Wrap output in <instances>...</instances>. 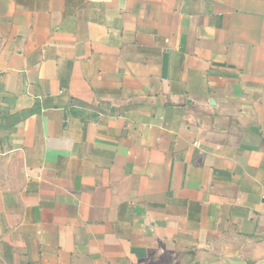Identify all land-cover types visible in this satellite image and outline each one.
Here are the masks:
<instances>
[{"label": "crops", "instance_id": "0c3cea01", "mask_svg": "<svg viewBox=\"0 0 264 264\" xmlns=\"http://www.w3.org/2000/svg\"><path fill=\"white\" fill-rule=\"evenodd\" d=\"M0 264H264V0H0Z\"/></svg>", "mask_w": 264, "mask_h": 264}]
</instances>
